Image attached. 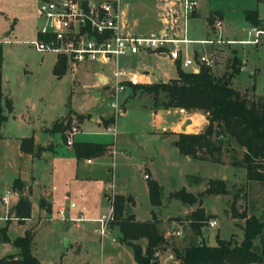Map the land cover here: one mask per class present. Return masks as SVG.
Here are the masks:
<instances>
[{"label": "rangeland", "instance_id": "rangeland-1", "mask_svg": "<svg viewBox=\"0 0 264 264\" xmlns=\"http://www.w3.org/2000/svg\"><path fill=\"white\" fill-rule=\"evenodd\" d=\"M37 2L38 0H0L1 90L3 96L11 103L10 112L3 108L2 113L6 118L0 127V195L3 196L6 191L11 194L13 180H19L16 174L17 156L22 137L35 135L42 143L49 137L57 153L54 157L33 161L31 172L28 164L21 159L24 180L30 173L35 178L32 183L28 180L24 182L19 180L22 186L29 188L25 195L28 196L29 217L32 218L23 223L0 219V226L5 223L10 225L7 228L8 237L21 235L24 227L35 225L30 249L40 264H135L130 247L118 241L117 229L108 225L107 234L100 236L96 232L98 222L94 219L107 213L109 209V203L103 194L109 193L107 186L113 172L114 189H123L126 195L123 197L124 200L128 197L134 199L131 208L129 207L131 202L125 207L128 214L163 220L169 216L171 219L166 220L167 226L180 231L179 235H174L171 231L173 229L168 228L169 233L165 234L166 245L163 250H157L159 252L157 263L175 264V252L171 250L172 248L179 249L199 240L214 244L216 235L220 239L221 237L229 239L234 233L230 240L239 242L238 239L242 236L238 230L240 218L232 216L233 211L264 218V181L247 180L245 169L234 164L241 160L243 149L233 140L218 133L214 138H218L220 144L219 163L193 158L184 161L179 155L168 156L172 147L169 138L165 142H159L151 139V135L139 132V126L150 120V116L141 106L143 104L153 108L151 94L142 90L132 92L126 85L127 89L118 94V101L121 102L117 109V112H120L125 106L126 112L118 116L109 106L111 96L108 88L102 85L95 87L93 83L97 82L96 74L89 73L90 76H86L83 72L89 71L90 68L76 70L73 74L67 71L59 78L55 77L51 72L55 54L39 52L28 43L34 39L39 25L36 16ZM119 2L120 7L126 11L129 21L133 23L135 35L149 37L150 34L157 36L161 33L163 24L154 10L156 0ZM196 9L199 15L188 17L185 24V37L190 40L215 39L217 33L223 41L251 39L252 35L247 36L250 25L243 15V11L248 9H256L263 25L261 27H264V2L257 0H198ZM212 9L219 10L222 14L220 26L216 28L215 33L206 25L204 18ZM257 40L255 45L181 43L179 49L181 56L184 54L192 56L193 51L197 49L206 54L217 52L216 64L211 68L214 76L229 72L236 66L239 70L244 61L236 57L237 50L234 47L242 49L248 62L229 82L231 87L239 91L245 90L247 97L254 99L264 96V33L259 34ZM148 52V49H142L136 54L119 56L117 60L120 65L131 71L141 72L142 69H148L152 80L165 79L166 76L175 74L174 66L168 60ZM232 58H235V67L232 65ZM254 62L259 71L254 76L253 72L248 75V68ZM96 71H102L107 77L110 76L106 68L101 70L99 68ZM74 75L76 79L73 81ZM93 92L97 95L94 96ZM68 109L71 113L82 115L79 123L75 121L82 134L74 135L73 138L98 142L115 139L116 145L112 148L114 151L117 150L119 155L96 156L90 158L88 162L83 159L76 160L70 150L66 149L58 133L46 136L40 131L43 126H49L52 121L59 119L57 117L64 115ZM164 114L166 120L168 117L190 118L195 123L191 128L196 129V132L203 130L207 123V115L202 110L168 108ZM113 115L115 118L117 116L115 134H98L104 130L103 121ZM177 132L192 133L182 132L179 128ZM158 150L163 153L161 156L156 154ZM149 159H152V163L148 161ZM23 165L27 168H23ZM261 165L264 175V160L261 161ZM39 168L41 173L37 172ZM75 168L78 173L88 176L89 179H85L84 182H68L67 173H73ZM241 168L244 170V177ZM106 169H109L110 173L107 174ZM144 173H151V177L153 175L156 178L154 181L158 185L160 199L158 205L150 204L152 207L149 205L146 189L150 179L145 180L142 177ZM221 175H226L227 178V181H224L226 193L205 192L203 179L219 178ZM236 178L238 181H234ZM51 186H54V190L50 192L56 195L51 216H37L36 195L42 190H50ZM179 189L190 191L188 193L194 196L195 201L183 202L170 195ZM17 190H14L15 195ZM66 192H69L67 200L63 198ZM70 202L75 204V208L70 207ZM13 205V198H9L6 214H13ZM58 205L65 208L61 218L55 211ZM2 207L0 204L1 216L4 215ZM186 207H192L193 210L199 208L205 218L196 234L191 228H187L188 223L185 221L191 214H183ZM70 212L76 216L80 214L86 219L75 223L70 220L64 221L62 218L68 217ZM231 217L235 218L233 223ZM209 219L215 221L214 227L207 225ZM261 239L264 241V235ZM15 251L17 249L11 245L0 243V256ZM167 256L171 257L165 259Z\"/></svg>", "mask_w": 264, "mask_h": 264}, {"label": "trees", "instance_id": "trees-1", "mask_svg": "<svg viewBox=\"0 0 264 264\" xmlns=\"http://www.w3.org/2000/svg\"><path fill=\"white\" fill-rule=\"evenodd\" d=\"M261 1V0H257ZM219 11H210L206 16V22L211 25L214 18H219ZM246 21L253 26H259L260 20L256 9L243 11ZM235 67V58H232ZM1 66V53H0ZM175 77L166 81L152 83H139L129 85L130 91L142 90L153 97L154 109L181 108L184 110H202L206 113L207 123L203 130L195 133H177L175 145L180 154L193 159L219 163L220 144L218 138H214L217 130L220 136L243 149L241 160L234 164L245 169L247 180L264 181L261 161L264 160V96L250 99L245 90L239 91L231 87L230 79L238 73L237 66L220 76H214L211 67L200 66L197 72L183 70L179 67V61L174 64ZM66 71L63 56H57L52 64V74L59 78ZM253 89V82L251 83ZM3 101V104H2ZM3 108L7 112L11 110V103L3 96L0 88V126L5 120ZM71 115L79 123L81 114L71 113L68 109L66 114L51 122L45 127L46 132H59L64 142V133L71 123ZM114 116L103 121V124L113 122ZM195 123L191 122L184 127V132L189 131ZM71 149L76 159H89L100 156L108 151L107 144L81 141L73 142ZM39 149L33 143L31 136L22 137L19 141V150L32 153ZM21 182L14 179L12 187L21 189ZM148 199L151 205H158V185L154 180L147 183ZM204 191L207 193H226L224 180L209 178L205 181ZM183 202L193 203L195 198L192 194L179 189L170 194ZM124 198L113 194L109 204L112 210V219L108 225H115L119 232L118 241L129 246L132 258L137 264H150L152 253L158 250L163 243V236L157 231L155 218L147 220H135L131 214L123 215ZM38 207L49 206L43 198L38 199ZM13 215L17 217V223H23L29 218L30 203L23 195H19L12 207ZM189 226L192 231L198 233V228L205 221L199 208L191 211ZM232 216L243 219L241 225L242 236L239 242L222 240L217 238L213 246L205 244L202 240L187 244L180 251L173 248L176 264H264V218H257L245 213H231ZM35 225L24 229L21 235L9 238L6 230L7 224L0 226V243H8L17 251L0 256V264H40L38 259L31 253L30 245ZM139 238H145L144 248L134 242Z\"/></svg>", "mask_w": 264, "mask_h": 264}, {"label": "built area", "instance_id": "built-area-1", "mask_svg": "<svg viewBox=\"0 0 264 264\" xmlns=\"http://www.w3.org/2000/svg\"><path fill=\"white\" fill-rule=\"evenodd\" d=\"M198 0H158L157 15L163 24L161 33L157 36H137L129 33L128 24L123 17L119 0H41L37 6L36 16L39 20L34 39L28 43L39 52H50L55 56H63L66 71L73 74L83 68H106L110 76L103 77L101 85L108 88L110 94L109 106L117 112L119 107L118 94L126 85L139 84L142 72L129 70L119 64L118 57L135 54L139 50H152L171 60L179 61V67H190L189 71L197 72L200 66L213 67L216 53L205 54L196 50L192 56L180 55L179 44H251L257 43L258 35L264 31L254 28L248 31L252 38L245 40H221L219 34L215 39L190 40L185 37L186 19L196 10ZM220 19L214 18L211 30L220 26ZM78 131L75 121L70 123L64 133V144L70 146L72 137ZM146 178L147 175L143 174ZM8 191L1 197L4 206L8 204ZM112 195L109 197V201ZM1 220H13V214L0 216ZM112 219V210L95 219L98 222L96 232L102 236L107 234V226ZM76 221V220H75ZM209 227L215 226V221L207 220ZM178 231L172 234L178 235ZM159 252L152 253L150 264L156 261ZM167 256L165 259L170 258ZM157 262V261H156Z\"/></svg>", "mask_w": 264, "mask_h": 264}, {"label": "crops", "instance_id": "crops-1", "mask_svg": "<svg viewBox=\"0 0 264 264\" xmlns=\"http://www.w3.org/2000/svg\"><path fill=\"white\" fill-rule=\"evenodd\" d=\"M41 0H38V2H37V6H38V4H39V2H40ZM259 2H264V0H261V1H259ZM157 5H158V0H156V2H155V5H154V7H155V11H156V14H157ZM37 6H36V10H37ZM121 10H122V13H123V17H124V15H126V11L125 10H123L122 8H121ZM215 9H212L211 11H214ZM215 11H219V10H215ZM209 12H210V10L206 13V15L204 16V18H205V20H206V16L209 14ZM220 12V11H219ZM199 15V12L197 11V9L194 11V12H192V14L190 15V17H194V16H198ZM258 16V15H257ZM157 17H158V15H157ZM222 17V14H221V12L219 13V19ZM129 17L126 15V18L124 17V19L126 20V22H127V24H129L128 25V30H129V33H131V34H134L135 35V32H134V28H133V23L132 22H130L129 21V19H128ZM258 19L260 20V18H259V16H258ZM249 25H250V27H249V29L247 30V36H248V31L250 30V29H252V28H254V29H256V30H261V31H264V27H261V26H263V25H261V23H260V25L259 26H253V25H251L248 21H246ZM206 25L207 26H209V28L210 29H212L211 28V25L210 24H208L207 22H206ZM151 35V34H150ZM237 41H239V40H237ZM238 45V43H234V44H231V45ZM241 45H243V44H241ZM234 47V46H233ZM234 49H236L237 51L235 52V55H236V57L238 58V59H241L242 58V62L244 61V64L240 67V69L241 68H243V66H245L246 64H247V62H248V59H247V57H246V53L241 49H238L237 47H234ZM197 50H199V49H197ZM149 52L148 53H151V54H156L157 55V57H159V58H161V59H166V60H168V62L172 65V66H174V64H175V62L177 61V60H171V59H169V58H167V56H164L163 54H161V55H159V54H157V53H155L154 51H152V50H148ZM196 50H194L193 52H195ZM200 51V50H199ZM138 53V52H137ZM136 54V53H135ZM206 54V53H205ZM55 58H56V56H55ZM55 58H54V60H55ZM54 60H53V62H54ZM53 62H52V64H53ZM100 67H98V68H96V67H93V68H90V70L89 71H87V72H85V71H83L84 73H85V75L86 76H90L89 75V73H91V74H96V79H97V82H95V83H93V85L95 86V87H97V86H100L101 85V82L103 81V77L105 76V74L102 72V71H96V69H99ZM0 69H1V66H0ZM102 68H100V70H101ZM174 69H175V67H174ZM240 69H239V71H240ZM189 69H186V71H188ZM1 71V70H0ZM258 71H259V68H258V66L256 65V63L254 62L249 68H248V75H250L251 74V72H253V76L256 74V73H258ZM65 72H67V71H65ZM142 74L140 75V78H141V81H140V83H152V82H157V81H166V80H168V79H170V78H174L175 77V75H176V73L173 75V76H166L165 77V79H157V80H152V79H150V73H149V70L148 69H142ZM151 74H152V72H151ZM76 79V76L74 75L73 76V81ZM233 79V78H232ZM102 80V81H101ZM0 88H1V72H0ZM128 89H129V86L127 87ZM126 88V89H127ZM126 89H124V91L126 90ZM130 90V89H129ZM123 91V92H124ZM1 92H2V90H1ZM3 94V93H2ZM93 95L95 96V95H97V93L96 92H93ZM122 99V98H121ZM141 108L142 109H144L145 111H146V113H147V115L148 116H150V120L149 121H145V122H143L144 124H142V126L143 125H145L144 127H142L141 125L139 126V132H140V134H147V135H151V139H154V140H157V141H159V142H161V141H163V142H165L166 140H167V138H169V140L172 142L171 144H172V147L170 148V150H169V155L168 156H170V155H172L173 157L174 156H176V155H179L184 161H190V160H192V158H190L189 156H185V155H182V154H180L179 152H178V150H177V147H176V145H175V141H176V136H177V128H179L180 127V125L182 124V122L185 120V119H187L186 117H183V118H181V117H176L175 119H173V117L171 118V117H168V119L166 120L165 119V111H168V109H154V108H152V106H149V105H143L142 104V106H141ZM126 112V107L124 106V108L119 112V113H117V115L119 116H122L124 113ZM66 114V113H65ZM64 114V115H65ZM64 115H62V116H59V117H57V118H60V117H63ZM115 115V114H114ZM113 115V116H114ZM117 119V116H116V118H115V116H114V119H113V122H111V123H108V124H106L105 125V127H104V130H102V131H100V132H98V134H111V135H114L115 134V124H116V122H115V120ZM56 120V119H55ZM72 121H75L74 120V117H73V115H71V122ZM3 124V123H2ZM50 126V125H49ZM49 126H43L41 129H40V131H42V133L43 134H45L46 136H48V135H53V133H58L59 135H60V133L59 132H46V131H44V128L45 127H49ZM1 127V126H0ZM137 128V130H138V126L136 127ZM197 130L196 129H194V128H191L190 130H189V132H192V133H195ZM188 133V132H187ZM82 133L80 132V129H78V131L74 134V135H81ZM73 135V136H74ZM1 136V135H0ZM31 137H32V139H33V143L35 144V145H37V146H39V149L38 150H36V151H34V152H32V153H25V152H22V151H20V150H18V156H17V158H18V163H17V172H16V174H17V178H19V180L20 181H22V182H24L25 180H28V182L29 183H32L33 182V180H35V178H33L34 176L30 173L29 174V176H26V179L24 180V172L23 171H21V159L22 160H24V162L25 163H27L28 164V166H29V168H30V172L31 171H33V161H35V160H45L46 159V157H51V156H53L54 157V155H56V153H57V151H56V149L54 148V145L52 144V139L51 138H49V137H47L46 139H45V143L43 142H41L40 140H38V138L34 135V137H33V135H31ZM60 138H61V135H60ZM76 141H78V142H81V141H89V140H82V139H80V138H73L72 137V143L73 142H76ZM90 142H98V141H92V140H90ZM98 143H103V144H107V146H108V151L106 152V153H104V154H102V155H100V156H113V154L114 155H116V154H118L119 155V153H117L116 151L117 150H113V146L114 145H116L115 143H116V140L115 139H112V140H106V141H101V142H98ZM116 148V147H115ZM66 149H69L70 150V152H71V154L74 156V154H73V151H72V149H71V146H66ZM156 154H158V155H162L161 154V151L160 150H158V151H156ZM74 158H75V156H74ZM76 159V158H75ZM76 160H78V159H76ZM85 162H88V161H90V158L89 159H83ZM150 163H152V159H149L148 160ZM23 168H27V167H24V165H23ZM241 170H242V177H244V170H243V168H241ZM231 171V170H230ZM229 171V174L232 172H230ZM37 172H39V173H41V171H40V168L38 169V171ZM106 173L108 174V173H110V170L109 169H106ZM144 174H146V173H144ZM151 173H149V174H146L147 175V177L146 178H144L143 177V174H142V177L145 179V180H156V178H155V176H153L152 175V177H151V175H150ZM20 175H22L21 177H20ZM112 177H113V172H111V175H110V183H109V185L107 186V188H109V193H104L103 194V197L105 198V200L106 201H108V203H109V197H110V195H113V194H118V195H121V196H123V197H125L126 195H125V193H124V191H123V189H114V187H113V184H112ZM90 178H92V177H90ZM209 178H211V177H205L204 179H203V184H204V186H203V189L205 188V181H206V179H209ZM220 179H223L224 181H227V178H226V175H221L220 177H219ZM14 179V178H13ZM85 179H89V177L88 176H86V175H84V174H82V173H78L77 171H76V168H75V170H74V172L72 173H70V174H68L67 173V181L68 182H84V180ZM211 179H213V178H211ZM12 181V180H11ZM234 181H238V179L236 178ZM9 183V181L7 182V184ZM233 183V182H232ZM22 184V183H21ZM11 188H12V193L10 194L9 193V191H8V199L9 198H13V202H14V204H15V202L17 201V199H18V197H19V195H20V192H21V195H23V196H25V198H28V196H26L25 195V193H26V190L27 189H29L28 187L26 188V187H24V186H21V190H17V193H16V195H15V189L12 187V185H11ZM51 190H54V186H51L50 187V190H42L41 192H38V194L36 195V200H37V202H38V199L39 198H43L44 199V201H45V204L46 205H48L49 206V210H47L46 209V207L44 206V207H38V204H36V206H37V216L39 215V216H42V215H47V216H51V213H52V208H53V204H54V201L56 200L55 198H56V195H52V193L50 192ZM146 191H147V195H148V189H146ZM188 191V190H187ZM188 192H190V191H188ZM1 196V195H0ZM2 197V196H1ZM0 197V198H1ZM68 197H69V192H66V193H64L63 194V198L64 199H68ZM133 197H128V198H126L125 200H124V203H123V208H125V207H127L128 206V204L131 202V205L129 206L130 208L132 207V204H133ZM148 201H149V199H148ZM0 204L3 206L2 207V210H3V213L6 211V206H4L3 204H2V202H1V199H0ZM70 207L71 208H75V204L74 203H72V202H70ZM149 205H150V203H149ZM109 206H110V204H109ZM151 206V205H150ZM13 207V206H12ZM152 207V206H151ZM55 211L57 212V214L59 215V217L61 218L62 217V215L65 213V208H64V206L63 205H58L57 207H55ZM191 211H193V208L192 207H186V209L185 210H183V214H190L191 213ZM71 214L68 216V217H66V216H64L62 219L65 221V220H70V221H72V222H77V221H79V220H85L86 218L85 217H83L82 215H78V216H76V215H73L72 213L73 212H70ZM126 213L128 214V212H127V210H126V208L124 209V213H123V215H126ZM1 214V213H0ZM132 215V214H131ZM248 215H250L249 213L246 215V216H248ZM1 216V215H0ZM133 216V218L135 219V220H140V221H142V220H147V219H150V216L149 217H145V218H140V217H138L137 215H135V214H133L132 215ZM32 217H29V218H27V219H25L24 220V222L25 221H30V219H31ZM95 217H93V219H94ZM98 217H96L95 219H97ZM168 218H170L171 219V217H169V216H166V220L168 219ZM94 219V220H95ZM169 219V220H170ZM234 219L235 218H230V220H231V222L232 221H234ZM76 220V221H75ZM166 220H163V219H157V218H155V221H156V228H157V231L163 236V238H164V243L159 247V248H157L158 250H163V248H164V246L166 245V240H165V234H167V233H169L168 232V230L170 229H173V230H171L172 232L173 231H178L179 233H180V231L179 230H176L177 228H172V227H169V226H167V221ZM186 223H188V224H186L187 225V228H189L190 229V226H189V222H190V216H189V219L188 220H186L185 221ZM242 222H243V219H241L240 218V225L238 226V230L241 232V234H242V231H241V225H242ZM233 223V222H232ZM9 226L10 225H7V228H9ZM111 227L113 228V229H117V227L115 226V225H111ZM110 227V228H111ZM28 228V227H27ZM169 228V229H168ZM24 229H26L25 227L22 229V232H23V230ZM117 231H118V229H117ZM6 233H7V230H6ZM179 233H178V235H179ZM118 234H119V232H118ZM234 233H232L231 234V238H233L234 236ZM119 237V236H118ZM10 238V237H9ZM217 238H219L220 239V237L218 236V235H216L215 236V239H217ZM231 238H229V239H231ZM11 239V238H10ZM221 239L222 240H229L228 238L226 239V238H222L221 237ZM241 239V236L239 237V239H238V241ZM233 240V239H232ZM200 241V240H199ZM134 242H136V243H138L140 246H141V248L143 249L144 248V246H145V243H146V240H145V238H139L138 240H136V241H134ZM205 243V242H204ZM215 243H216V241H215ZM215 243L214 244H208V243H205V244H207V245H209V246H213V245H215ZM5 244H8V243H5ZM184 246H186V245H184ZM184 246H182L181 248H179V249H182ZM177 249V248H176ZM178 249V250H179ZM171 250H173V248L171 249ZM16 252V251H15ZM14 253V252H13ZM136 264V263H135ZM175 264H176V261H175Z\"/></svg>", "mask_w": 264, "mask_h": 264}, {"label": "water", "instance_id": "water-1", "mask_svg": "<svg viewBox=\"0 0 264 264\" xmlns=\"http://www.w3.org/2000/svg\"><path fill=\"white\" fill-rule=\"evenodd\" d=\"M215 64H216V62L214 61L213 65H215ZM190 122H191V119H190V118L185 119V120L182 122V124L180 125V127H179L180 131L184 132V127H185L187 124H189ZM214 136H215V137L218 136V131H217V130L214 132ZM152 264H160V263H157L156 261H153Z\"/></svg>", "mask_w": 264, "mask_h": 264}]
</instances>
